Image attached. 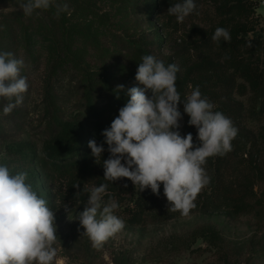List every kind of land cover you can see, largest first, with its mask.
I'll return each mask as SVG.
<instances>
[{
	"label": "rangeland",
	"instance_id": "obj_1",
	"mask_svg": "<svg viewBox=\"0 0 264 264\" xmlns=\"http://www.w3.org/2000/svg\"><path fill=\"white\" fill-rule=\"evenodd\" d=\"M255 1L257 29L264 34V0ZM67 7L60 8L67 25H60L59 36L51 34L55 26L47 17L40 19L43 21L34 19L17 39L10 32L5 38L0 35V52H11L24 60L20 74L29 85L22 104L9 115L3 114L6 101L0 99V164L8 166L13 174L26 172V182L47 201L48 192L38 167L43 142L49 136L43 119L44 96L48 91L59 93L64 118L77 112L86 114L81 98L63 86L60 72L74 71L79 81L85 78L86 70H96L113 83L124 85L125 62L134 45L146 46L149 55L164 61L188 35L192 20L205 26L215 19L210 1L202 2L200 17L189 15L178 28L163 29L161 21L156 25L150 22L143 0H78L77 7ZM12 11L0 3V21ZM192 54L197 57L194 51ZM237 98L248 109L254 108L249 96ZM241 127L248 130L253 143L246 150L249 156L240 155L236 163L242 170L260 166L264 176V116L248 117ZM252 160H257V165L251 164ZM255 191L264 198V180L258 181ZM109 198L103 197L105 202ZM114 199L119 204L114 214L125 226L100 248L92 246L80 225L79 213L86 205L70 208L69 218L66 211L55 214L56 264H226V257L230 264H264V207L234 217L229 207L183 215L170 206V212L156 223L134 226L128 222L130 199ZM171 214L174 217L165 218ZM205 224H214L222 232L226 240L223 250L212 249L203 239L193 242L192 233Z\"/></svg>",
	"mask_w": 264,
	"mask_h": 264
},
{
	"label": "trees",
	"instance_id": "obj_2",
	"mask_svg": "<svg viewBox=\"0 0 264 264\" xmlns=\"http://www.w3.org/2000/svg\"><path fill=\"white\" fill-rule=\"evenodd\" d=\"M143 1L145 13L152 24L156 25L157 21H161L162 29L178 28L176 17L169 15L167 10L172 4L182 0ZM204 1H210L213 5L214 21L204 26L192 20L188 35L163 62L165 65L176 64L179 67L176 88L181 96L178 110L182 119L178 121L179 129L175 130L182 137L191 133L194 146L200 143L197 128L188 124L190 117L183 111V100L196 87H199L202 97L214 104L213 110L230 118L233 126L238 129L237 136L231 141V151L207 159L204 167L210 178L209 183L197 195L199 198L195 199V207L190 213L229 207L231 215L237 217L256 207H264V198L259 197L255 191L258 181L264 180L261 167L242 170L240 163H236L240 155L247 154V147L252 142L248 130L242 128L241 123L248 117L260 119L264 116V34L257 29L255 0H194L196 8L190 15L200 17ZM21 2L24 0H0L1 4L13 9L0 21L2 38L10 35V32V36L17 39L20 31L34 19L44 17L51 21V26H55L54 30H50L51 34L59 36L60 25H67L64 18L66 15L62 14L63 10L60 8L64 9V5H70V8L78 6V0H52L48 9H36L31 15H25L19 7ZM217 27L229 31L230 42L223 39L214 42L211 39ZM249 42L251 47L248 46ZM192 51L197 54L196 58ZM144 55H149L146 46L134 45L130 48L125 62L123 91H119L117 84L96 70H86L85 78L79 81L74 71L60 72L61 82L65 83L63 86L71 94L81 98L85 115L77 112L64 118L60 113L59 93L48 91L44 96L42 111L45 132L49 136L43 142L38 167L48 192V206L55 214L65 212L63 205H67L68 209L86 205L89 190L102 183L108 185L105 196L120 201L130 199L132 207L129 208L128 222L131 225L146 226L156 223L167 215L168 210L170 212L169 207L172 205L164 195L163 184L159 195H156L150 188L140 191L127 178L113 182L104 179L102 162L109 158L110 153L102 132L110 127L113 119L118 116L119 109L130 99L126 94L127 90L131 87H143L135 80V75ZM237 96H249L254 108L248 109ZM90 140H95L98 145L103 144L105 149L98 163L88 146ZM253 163L257 165V160H252L251 164ZM76 184L79 185L78 188L73 186ZM125 184L127 187H124ZM174 215L165 218L170 219ZM192 235L195 239L193 242L203 239L218 251L223 250L226 241L214 224L202 225ZM224 261L230 264L228 257Z\"/></svg>",
	"mask_w": 264,
	"mask_h": 264
},
{
	"label": "clouds",
	"instance_id": "obj_3",
	"mask_svg": "<svg viewBox=\"0 0 264 264\" xmlns=\"http://www.w3.org/2000/svg\"><path fill=\"white\" fill-rule=\"evenodd\" d=\"M51 4L52 0H24L19 7L25 15H31ZM195 8L194 0H182L172 4L167 13L182 23ZM211 39L230 42L231 35L227 29L217 27ZM248 46L251 47V42ZM141 61L135 80L143 87L127 90L130 99L102 132L110 153L102 162L104 179L113 182L127 178L140 191L150 188L156 195L163 184L164 195L172 205L170 209L188 215L195 207L197 195L209 183L204 167L207 159L231 151V141L238 129L230 118L214 111V104L202 97L196 87L183 100V111L190 117L188 124L197 128L200 143L194 146L191 133L182 137L175 130L182 119L178 110L181 96L176 88L179 67L165 65L153 55H144ZM23 67V59L11 52H0V99L6 101L4 115L22 104L23 94L29 88L27 78L20 74ZM117 89L123 91L124 85H118ZM88 146L96 162L100 160L105 151L103 144L90 140ZM27 178L26 172L13 174L8 166L0 164V264H56L55 212L26 182ZM107 189L108 185L103 183L93 186L78 217L85 229L83 234L94 248L102 247L125 226L114 214L118 202L111 197L107 202L103 199ZM63 207L69 218L71 211L67 205Z\"/></svg>",
	"mask_w": 264,
	"mask_h": 264
}]
</instances>
